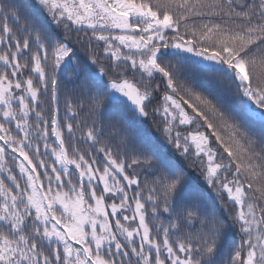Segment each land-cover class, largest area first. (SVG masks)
Returning a JSON list of instances; mask_svg holds the SVG:
<instances>
[{"label": "snow or ice", "instance_id": "obj_1", "mask_svg": "<svg viewBox=\"0 0 264 264\" xmlns=\"http://www.w3.org/2000/svg\"><path fill=\"white\" fill-rule=\"evenodd\" d=\"M81 33L117 76L98 54L75 56ZM129 62L170 90L154 109L162 135L228 219L173 156L137 138L156 96L122 75ZM59 74L76 82L63 117ZM177 123L194 127L173 135ZM224 229L240 239L218 261ZM0 264H264V0H0Z\"/></svg>", "mask_w": 264, "mask_h": 264}, {"label": "trees", "instance_id": "obj_2", "mask_svg": "<svg viewBox=\"0 0 264 264\" xmlns=\"http://www.w3.org/2000/svg\"><path fill=\"white\" fill-rule=\"evenodd\" d=\"M27 2L29 4L33 3V0H27ZM47 19V18H46ZM13 27H17L16 25H13ZM19 27H23V25L21 24ZM51 29L54 30V35L59 36V38L62 40L64 39V33L61 29H56L55 28V24L53 25V23L51 24ZM81 37V43H77L76 42V37L72 36L71 40H70V44L75 52V56L79 57L80 60L86 62V63H91L90 57L93 54H98L99 58H100V63L104 66L105 70L108 73V76L106 77V79L108 78H113L115 76L118 75V70L117 71H113L111 70V65L113 64V62L107 60L106 58H103V48L102 47H97V43L94 39L91 41V47L89 46V42L87 40V38L84 36L83 33L80 34ZM21 38H23L22 34H21ZM165 62H172L173 64L175 63L174 61H171V58L169 56H165L164 58ZM92 67H96L95 65H92ZM97 71H99V68L96 69ZM27 71V70H25ZM46 71L49 72V74H51L50 72V68L47 69ZM133 73H135L132 68L130 67V65H127L126 70L122 73V75L127 78L132 80L134 83H136L137 85L141 86L143 89L145 88H150L153 91V95L156 96V99L152 100V102L150 104H148V108L147 111L149 112V116L145 119V123L143 125H138L137 129H138V139L141 137H147L148 139L151 140L152 143L158 145L161 150L166 151L169 155L173 156L175 158V160L180 163L181 165H183L191 180L193 181V183L195 185H199L201 186V188L203 189V198H204V204L207 206V208L209 209V211H211L213 209V207H215V209L217 210V217H223L224 219H228V211L230 210H226L225 206L222 205L220 203L219 200L216 199L215 194L213 195V193L206 187V185L203 183V181L200 179L201 177L199 176V171L200 169L198 167H193L188 160L183 159L182 155L177 154L174 149H173V145L168 143L167 141H165L161 129L163 127V120L162 117L160 115H157L154 111V109L160 107L163 103V96L164 94L167 92L170 93V90H167L166 88V84L165 83H161L158 79L154 82V83H149L148 79H142L139 76H137L136 74L134 75ZM58 80H59V115L61 117L64 116V105H65V98L69 97L71 95L74 94V89L76 87V82L74 80V78L71 77V74H69L68 76H65L63 74H59L58 75ZM185 87H188L189 85L185 84ZM197 90H199L197 88ZM177 99H179V96L176 97ZM40 104L42 106L41 108V113L42 116L44 118H49L50 115L55 111L56 105L55 103L51 100V92L49 91L48 96H42L40 99ZM186 108V110L188 111V113L190 115H194L190 109H187V106H184ZM209 116L211 118V114L209 113ZM34 119V117H33ZM78 120L80 122H89L91 123L92 117L89 115V113L87 111H84L82 115H80L78 117ZM96 121H97V126L100 127L99 124V117H96ZM200 123H203L202 121H200ZM35 127V126H34ZM119 127L124 128L125 125L123 123H119ZM189 127H194V126H188V127H178V129L185 134L184 129H187ZM104 128V132H105V136L109 139V140H114L115 144L113 145V150L115 152L116 150V146L119 145V141L115 140V136H108V132L111 128V123L108 121L107 117H105V122L103 125ZM221 133L224 136V139L227 141L229 133H230V129H225L223 127H221ZM201 131H204V129L202 128ZM65 135H67L66 131H65ZM79 135V134H77ZM129 140L133 139V133L131 131H129L127 133ZM214 140V138H213ZM137 146H139L137 144ZM66 147L68 148L70 154H71V150H72V143L66 141ZM78 148L81 152H86L88 151V146L86 144H80L78 145ZM41 150L43 151V148H41ZM222 152V149L220 150ZM226 156V154H224ZM191 159V157H190ZM147 167V166H145ZM198 174V175H197ZM154 179V177L148 176V177H142V180L146 181V185H145V191H147L148 187H151V182ZM149 215H150V210H149ZM230 222V220H229ZM197 227L199 228L200 225L198 224ZM240 239V234L238 231H236L235 229L232 232H229L227 229H224L221 235V238L218 240V244L220 245V251H221V255L217 258L218 261L223 259L226 260L228 257V253L229 251H231L232 247H233V242L234 241H239Z\"/></svg>", "mask_w": 264, "mask_h": 264}, {"label": "rangeland", "instance_id": "obj_3", "mask_svg": "<svg viewBox=\"0 0 264 264\" xmlns=\"http://www.w3.org/2000/svg\"><path fill=\"white\" fill-rule=\"evenodd\" d=\"M53 25H54V23H53ZM121 51L122 52H127V49H124V48H121ZM162 51H166V50H164V49H162ZM75 58V57H74ZM137 59H139V58H137ZM129 65H130V67H131V63L129 62L128 63ZM132 68V67H131ZM134 72H135V74L137 75V76H139L140 78H141V75H140V72L139 71H137V70H135V69H132ZM143 79H148L146 76H144L143 77ZM129 81H131V82H133L132 80H130V79H128ZM134 83V82H133ZM136 84V83H135ZM136 86L138 87V88H140L141 89V91H143L144 89L141 87V86H139V85H137L136 84ZM147 103V102H146ZM161 116V115H160ZM178 127H185V126H180V125H178V123H177V125H176V127L174 128V130H173V135H175V133H176V131H180L179 129H178ZM186 127H188V126H186ZM181 132V131H180ZM181 135L183 136L184 134L181 132ZM173 149H174V151L177 153V154H180L181 155V153L179 152V151H177L176 149H175V147L173 146ZM193 151H194V148H193ZM199 174H200V171H199ZM198 175V174H197ZM201 178V180L203 181V183H204V179H203V177L201 176V174L199 175ZM207 187V186H206ZM208 188V187H207ZM212 193H213V195L215 194V191L213 190V189H211V188H208Z\"/></svg>", "mask_w": 264, "mask_h": 264}]
</instances>
